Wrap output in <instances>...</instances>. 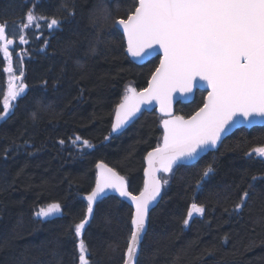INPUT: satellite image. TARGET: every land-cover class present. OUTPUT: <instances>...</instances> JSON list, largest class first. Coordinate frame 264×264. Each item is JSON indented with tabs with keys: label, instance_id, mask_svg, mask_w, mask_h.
<instances>
[{
	"label": "trees",
	"instance_id": "16d2710c",
	"mask_svg": "<svg viewBox=\"0 0 264 264\" xmlns=\"http://www.w3.org/2000/svg\"><path fill=\"white\" fill-rule=\"evenodd\" d=\"M133 5L134 0H0V24L10 33L29 10L47 18L39 30H25L27 44L17 39L11 49L14 74L23 73L27 88L6 115L0 111V264H79L81 238L90 264H123L132 217L126 204L116 197L97 203L81 238L74 225L86 215L83 198L94 187L98 163L124 177L136 195L144 157L160 143L155 112L110 135L126 88L143 90L159 62L136 66L125 54L114 26ZM51 18L59 25L48 29ZM3 67L0 53V110ZM204 98L197 92L190 104L175 107V115L189 118ZM77 135L93 147L78 150L71 143ZM261 146L264 127L240 129L196 164L160 176L168 183L150 213L137 264H264V158L246 155ZM209 165L214 171L201 182ZM244 191L249 195L234 214ZM52 202L60 203L61 215L34 216ZM192 203L203 205L205 214L185 226Z\"/></svg>",
	"mask_w": 264,
	"mask_h": 264
},
{
	"label": "snow or ice",
	"instance_id": "6c2138e0",
	"mask_svg": "<svg viewBox=\"0 0 264 264\" xmlns=\"http://www.w3.org/2000/svg\"><path fill=\"white\" fill-rule=\"evenodd\" d=\"M46 19L29 10L14 32L8 31L6 23L0 24V53L7 61L3 71L9 74L0 110L3 115L14 107L11 102L21 97L27 88L22 80L23 73L14 74L9 46L15 45L17 39L19 44H27L25 30H39V21ZM58 25L59 21L51 18L46 26L52 29ZM115 26L123 29L127 38L126 51L131 57L143 58L159 50L163 58L147 88L141 91L132 86L126 88L116 108L112 132L123 128L140 111L141 105L153 101L168 118L162 120V144L145 157L148 167L144 189L139 195L129 192L124 177L112 168L103 163L96 165L99 171L95 187L84 197L87 214L74 225V235L82 237L94 203L111 189L134 205L124 264H137L138 245L149 206L160 196L162 185L168 183L157 173H171L174 167L195 161L201 152L215 148L222 134L239 122L237 118L249 123L256 118L264 119V0H134L133 9L126 18H117ZM199 82L210 89L203 107L188 119L173 116V94L191 93ZM59 143L65 142L60 140ZM71 143L80 151L93 147L89 140L79 135L72 138ZM253 153L264 158V146L253 148L246 155L251 158ZM213 171L211 165L206 167L201 182ZM248 195L247 191L242 193L233 208L234 214L243 208ZM61 214L58 202L34 211L38 219H51ZM204 214L203 205L192 203L183 224L187 226L194 215L203 217ZM77 249L79 264H90V252L82 238Z\"/></svg>",
	"mask_w": 264,
	"mask_h": 264
},
{
	"label": "water",
	"instance_id": "95a60500",
	"mask_svg": "<svg viewBox=\"0 0 264 264\" xmlns=\"http://www.w3.org/2000/svg\"><path fill=\"white\" fill-rule=\"evenodd\" d=\"M114 28L120 33V35L123 37V40H124V44H125V54L126 56L128 57V59L136 66H143L145 65L146 63H148L149 61L153 60V59H156L158 58L159 59V62H158V66L157 68L159 67V64H160V60L163 58V54L161 51L157 50V51H154L152 53L151 56H144L143 58H133L131 57L126 49H127V38L126 36L124 35L123 33V29L122 28H117L116 26H114ZM11 47V46H9ZM156 70V69H155ZM155 72V71H154ZM153 72V73H154ZM152 73V74H153ZM152 76V75H151ZM151 76L147 82V85L145 88L148 87V83L149 81L151 80ZM210 91V89L207 88V86L204 84V82H199L194 88H193V91L191 93H187V94H181V93H174L173 94V99H172V115L173 116H176L175 115V107L180 104V105H188L190 104L193 99H194V96L197 92H203L205 93V98H204V102H203V105L204 103L206 102V98H207V95H208V92ZM122 102V101H121ZM202 105V107H203ZM201 107V108H202ZM199 111V110H198ZM151 112H155V114L161 119V120H164V119H167L168 117L164 116L163 113H161L160 111V106L159 104L156 102V101H153L151 104H145V105H141V109L139 112L136 113L135 116H133L124 126L123 128H121L118 132H112V126H111V133L110 135L111 136H116V135H119L121 134L122 132H124L130 125H132L139 117L142 113H151ZM197 112V111H196ZM195 112V113H196ZM195 113L193 115H195ZM115 114H116V110H115V113H114V118H113V122L112 124L115 122ZM192 115V116H193ZM191 117V116H190ZM189 117V118H190ZM188 119V118H186ZM239 120L238 123H236L226 134H222V137H221V140L218 142L217 146L215 148H210L204 152H201L200 156L195 160V161H192V162H189V163H185V164H182V165H179V166H184V167H190L194 164H196L201 158H203L204 156H206L207 154L209 153H212V152H215L218 150V148L220 147V145L223 143V141L228 138L229 136H231L234 132H236L237 130H240V129H245V130H250V129H253V128H261V127H264V119H260V118H256L253 122L249 123L245 120H243V118H237ZM161 140H160V143L159 144H162V139H163V126H162V121H161ZM147 156V154H146ZM145 156V157H146ZM144 157V170H143V184H142V188L141 190L136 194V195H139V193L141 191H143L144 189V182H145V169L148 167L147 165V161ZM178 167V166H176ZM174 167V168H176ZM98 169L96 168V178H97V173H98ZM170 173H163V172H159L157 173V176L160 178L161 175H164V176H168ZM96 178H95V184H96ZM126 181V180H125ZM127 183V182H126ZM95 184H94V187H95ZM93 187V188H94ZM127 189H128V185H127ZM107 191V195L101 197V198H98V200L94 203L93 205V211H94V208L95 206L97 205V203H99L101 200L105 199V198H108V197H116L118 198L120 201H122L124 204H126L132 211V215L135 211V208H134V205L132 204V202L125 198V197H120L118 193L114 192L113 190L111 189H108L106 190ZM162 191H163V185L161 187V193H160V196L157 197L156 201H154L150 206H149V212H148V217H147V220L145 222V230L144 232L142 233V238L140 240V243L138 245V256H137V261H138V257H139V253H140V249H141V245H142V242L144 240V237L147 233V229H148V223H149V216H150V213L157 207V205L159 204L160 202V199H161V196H162ZM84 202L87 204V200L84 199ZM87 214V212H86ZM93 214V212H92ZM92 214L91 216H89L88 218V223L92 217ZM88 223L85 225V227L88 225ZM131 230H132V225H131ZM84 231V230H83ZM126 252V251H125ZM125 255H124V260H125ZM123 264H124V261H123Z\"/></svg>",
	"mask_w": 264,
	"mask_h": 264
},
{
	"label": "rangeland",
	"instance_id": "374dc122",
	"mask_svg": "<svg viewBox=\"0 0 264 264\" xmlns=\"http://www.w3.org/2000/svg\"><path fill=\"white\" fill-rule=\"evenodd\" d=\"M2 54V53H1ZM2 56H3V54H2ZM3 59H4V57H3ZM5 60V59H4ZM5 62H6V65H7V61L5 60ZM7 77H8V79H9V74L7 73V75H6V87H5V94H6V92H7V87H8V79H7ZM18 83V82H17ZM125 94H126V91H125ZM123 100V99H122ZM160 126H161V122H160Z\"/></svg>",
	"mask_w": 264,
	"mask_h": 264
},
{
	"label": "flooded vegetation",
	"instance_id": "af4514ba",
	"mask_svg": "<svg viewBox=\"0 0 264 264\" xmlns=\"http://www.w3.org/2000/svg\"><path fill=\"white\" fill-rule=\"evenodd\" d=\"M2 55V54H1ZM2 58H3V56H2ZM5 61V60H4ZM7 65H6V62H5V67H6ZM6 75H7V73H5Z\"/></svg>",
	"mask_w": 264,
	"mask_h": 264
}]
</instances>
